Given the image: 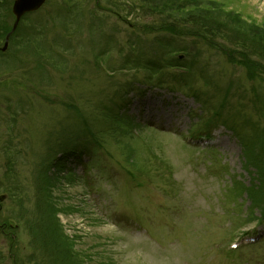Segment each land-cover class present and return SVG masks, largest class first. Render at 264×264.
Here are the masks:
<instances>
[{"label":"rangeland","instance_id":"obj_1","mask_svg":"<svg viewBox=\"0 0 264 264\" xmlns=\"http://www.w3.org/2000/svg\"><path fill=\"white\" fill-rule=\"evenodd\" d=\"M68 1L12 32L0 17L17 33L0 51V264H264V0ZM184 14L210 42L158 29L204 27ZM168 41L190 55L167 65ZM107 110L134 125L110 129ZM68 141L50 171L64 253L35 187Z\"/></svg>","mask_w":264,"mask_h":264},{"label":"trees","instance_id":"obj_2","mask_svg":"<svg viewBox=\"0 0 264 264\" xmlns=\"http://www.w3.org/2000/svg\"><path fill=\"white\" fill-rule=\"evenodd\" d=\"M72 1L74 0H69L68 1V6H77V4L73 3ZM186 2H190V0H185ZM11 3H12V0H0V11H3V13H0V17H2L4 15V11L6 12L5 13V16H7L9 19L12 18V20H14V18L12 17V14H11ZM77 3V1H76ZM135 7H138L140 5L136 4L134 5ZM71 7H66V10H71ZM128 12V11H127ZM131 12V10H130ZM173 12V11H172ZM170 12V13H172ZM117 13V12H116ZM58 14V13H57ZM120 14V13H118ZM62 15V14H60ZM184 20L190 18L191 20H194L196 21V23H200L202 24L204 27H196V29H186L185 31H182L181 29H177L178 26H176L173 23H169V24H165L164 26L160 25L158 27V29H163L165 32H172L171 34L175 35L178 37V35H180L179 37H193V38H199L201 39L202 41H208L210 42V39H209V36L210 33V29L212 28L211 25H208V19L204 18V16H197L195 14H184ZM210 19L213 21L212 23H214V28L213 29H216V28H219L221 27V24L225 25L224 23L220 22L218 19H216V17H210ZM25 21V17L21 20V22L24 23ZM67 23V22H66ZM65 23V24H66ZM175 26H174V25ZM197 24V25H198ZM172 25V26H170ZM11 25L9 26V24L7 25V23L5 22V20H3V22L1 23L0 21V39H2L4 37V35H6L9 30L11 29L10 28ZM176 28V29H175ZM233 29H237L236 27H232ZM153 29V27H152ZM207 29V30H205ZM213 31V30H211ZM207 34V35H206ZM17 33H13L11 36H16ZM38 35V34H37ZM34 37V36H32ZM22 40L19 41V42H16L15 45H19V46H22L24 47V49H26L29 45H32L35 43V40L36 38H30V36H26V39L23 40V38H21ZM205 39V40H204ZM171 45L172 48H170L166 54H169L168 56V59L166 60L167 61V65H177L176 63L178 62V58H176L175 56L177 54H175L177 51L179 50H183V53L190 55V53H188V48H177V49H173L174 46L173 44L168 41ZM32 43V44H31ZM131 47H134L137 46V44H130ZM33 46V45H32ZM36 50H38L37 48H35ZM252 49V48H251ZM134 50V49H133ZM261 50H263V53H264V49L261 47ZM262 53V54H263ZM141 59L143 60L144 58L141 57ZM140 58L137 59V62L141 61ZM150 62H153L155 65H156V68L158 69L159 66L161 65H158L160 64L159 62V58L155 59V61H152L151 57L147 59V61ZM146 61V62H147ZM147 65V64H146ZM158 65V66H157ZM193 64L191 63V66ZM179 66V64H178ZM252 68V67H250ZM256 71V70H255ZM109 110V109H108ZM106 111L101 119L104 120L108 127L110 129H114L116 132L121 130L119 127L123 126L125 124L126 128H132V126L134 125V122L132 121V119H130L128 116L126 117L125 115L122 114V117L119 116L118 112L116 111V114L113 113V112H109V111ZM77 135H83L81 133H75ZM79 135V136H80ZM78 139V138H77ZM70 141V140H69ZM69 141L68 143L66 144V147L63 148L62 151H60V154L57 152L54 156H51V157H45L46 159L44 160V162H42V167L40 168V172H39V176L37 178V180L39 182H37L36 184V189L37 191L39 192L38 195H37V199H36V209H43V211L45 210V215H47V222L45 223H42L41 227H42V232H43V235H47V238L45 239L47 241V243H49L50 245H57L58 241V247L60 246L61 247V251L64 250V253L67 251V252H70V247H66L67 246V235H65L63 232H62V227H61V224L60 222H58V219H57V216H56V211L58 210L56 207H54V202L52 201L51 199V192H52V187L55 186V183H56V180L51 176H50V171H52L53 168H57V171H61V170H64L65 168V165H66V161H68V159L70 157H74L75 154L78 153V149H79V146L76 145L74 143V146L72 147H69ZM243 144L246 146V143L243 142ZM10 149V148H9ZM6 151H8V149H6ZM250 162H252V165L255 164L256 162V159H255V156L252 157V159L250 158ZM9 163V162H8ZM7 163V164H8ZM10 164V163H9ZM259 176V184L258 185H253L250 190H253L254 188L256 187H259L261 186V184L263 183V180H261L260 178V173L258 174ZM249 192V190H248ZM250 194V192H249ZM252 197L254 198V196L252 195ZM254 202V200H252ZM257 202V201H256ZM44 204V207L41 208V205ZM64 256H62V258L60 259V264H70V255L68 254H64ZM74 255V254H73Z\"/></svg>","mask_w":264,"mask_h":264},{"label":"water","instance_id":"obj_3","mask_svg":"<svg viewBox=\"0 0 264 264\" xmlns=\"http://www.w3.org/2000/svg\"><path fill=\"white\" fill-rule=\"evenodd\" d=\"M45 1L46 0H12L11 12H12V15L15 17V20L12 25L11 32L15 30V26L18 24L22 16L25 15V13L33 12L39 9L40 7L43 6ZM11 32L7 33L4 38L5 42H4V46L1 48L2 51L4 50L5 46L8 43V40H9L8 37L11 34ZM4 197L5 195H0V199Z\"/></svg>","mask_w":264,"mask_h":264}]
</instances>
